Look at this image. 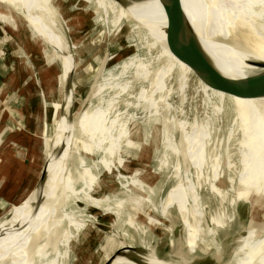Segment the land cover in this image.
<instances>
[{"label":"rangeland","instance_id":"obj_1","mask_svg":"<svg viewBox=\"0 0 264 264\" xmlns=\"http://www.w3.org/2000/svg\"><path fill=\"white\" fill-rule=\"evenodd\" d=\"M82 1L60 0L57 4L63 5L64 11L67 7L78 6L73 13L77 17L73 25L76 24L81 32L75 35L78 64L73 82V117L91 108L81 115L75 147L70 151L66 149L56 165L57 157L50 156L52 161L43 192L44 201L31 232L23 235L15 245L54 234L58 239L42 248L26 264H103L116 249L125 246H132L136 256L155 254L163 261L172 260L177 264L179 256L188 254V248L183 230L176 237L175 229L181 228L182 224L188 229L197 219L201 221L206 236H202L204 244L198 241L191 257L193 261L207 260L211 263V255L223 249L227 262L250 227L264 238L263 204L262 207L253 206L237 199L235 194L238 180L246 174L247 180L251 177V167L263 153L264 126L260 125L242 159L239 143L243 118L238 105L232 103L235 113L227 107L223 109L216 102L223 103L225 99L214 95V91L204 85L189 67L180 61H175L171 67L169 64L174 55L166 41L143 29L140 21L135 22L113 0ZM37 2L55 18L57 14L51 0ZM253 11L257 16L264 13L261 8ZM14 18L18 25L23 24L21 18ZM254 25L260 29L258 21H254ZM19 40L25 43L27 37L20 35ZM214 50L210 52L212 62L220 77L227 78L225 61ZM8 52L10 49L0 30V130L3 136H8L4 127L9 125L3 94H9L18 83V79L12 78L8 72L11 62ZM32 52L39 56L38 50ZM241 53L239 49L232 52L237 66L240 62L236 56ZM228 59L225 58L232 68L230 78L233 73L236 75L237 66ZM163 70L167 73L160 78ZM54 74V71L50 72L52 80ZM64 78L65 74L62 84ZM243 79L245 74L240 80ZM182 86L186 89L185 95ZM117 96L119 98L114 100L116 107L108 117L104 107ZM152 100L171 109L167 130L170 155L165 165L162 161L166 160L167 149L163 146L162 116H148L143 110L133 107L141 101ZM257 100L251 104L247 99L241 102L253 106ZM253 112L254 108H249L246 114L251 113L252 118ZM117 114L121 116L116 117ZM166 114L164 112L163 115L166 117ZM101 123L90 136L86 134L90 127ZM38 137L41 139L42 133ZM86 143L98 147L88 148ZM32 144L38 146L35 141ZM42 145L41 156L44 154ZM49 149L50 144L47 143V154ZM42 157L43 168L45 158L44 155ZM3 158L5 155L0 154V182L2 173H6L2 170L5 168ZM70 162L74 164L72 169L68 167ZM64 166H67L65 171ZM22 173L20 166L9 165V176L16 178V185H22ZM26 186L27 182L22 188L25 192ZM38 194L39 191L36 196ZM127 196L140 204H125V209L118 212V206ZM19 197L21 201L25 198L24 195ZM20 198L13 204L20 202ZM259 200L263 203L262 198ZM19 204L13 218L22 215L30 206ZM46 206L50 208L46 209ZM8 209L6 206L0 210V222ZM195 210L198 212L194 213ZM83 221L84 227L76 237L75 232L82 227ZM15 228H7L11 231L0 235V242H4ZM207 248L208 251H202Z\"/></svg>","mask_w":264,"mask_h":264},{"label":"bare ground","instance_id":"obj_2","mask_svg":"<svg viewBox=\"0 0 264 264\" xmlns=\"http://www.w3.org/2000/svg\"><path fill=\"white\" fill-rule=\"evenodd\" d=\"M182 2L188 18L190 19V22H193L196 25L195 29V25L192 24L209 58L211 59L210 52L212 50L215 51L214 49H216L217 52H219V54L221 55V59L225 61L226 67L228 69L227 78H229L232 68L230 69V65L228 66L225 58H229L230 62H233L236 65L237 61L232 59V52H235V49L241 50L242 53L236 56L237 59H239L238 62H240L238 66L236 65L237 73L236 75L233 73L229 79L234 80L235 78L236 80L237 76V79L240 80L244 74L246 78L247 76H251L264 71L263 69L258 68L252 64L258 61H262L264 63V0H182ZM115 3L123 10L127 11L129 15L135 20V22L138 23L140 21L139 23H141L140 25L143 29L147 30L151 35H155L157 39L161 38L160 40L164 42L166 41L167 43L166 29L168 23L164 9L159 0H121V2ZM0 6H5L13 9L15 12L23 14L25 17H27L30 24L38 31V33L45 37V41L49 45L54 46L62 52V54H58L57 57L60 59L63 67L68 70L69 64L65 65V63L67 61H71V57L67 54V45L65 39L63 38V36H60V31L57 30L58 33L56 31L54 32L53 23L55 21L53 20V17L43 6H41L37 2V0H0ZM255 8H261V12L263 14L259 16L255 15L253 11V9ZM13 18L14 17L10 16L9 14L0 13V19L2 21L13 23V21L15 20ZM254 21L259 22L260 29L255 27ZM234 54L236 55V53ZM229 59L227 61H229ZM175 61L179 60L174 56L169 65L172 67ZM179 63L182 64L181 61ZM247 68L248 71H246ZM166 73L167 70H163L160 74V78H162ZM179 73V78L181 79L183 71ZM97 87L98 85L94 89V95L96 93V90L98 89ZM184 89V86H182L181 90L183 91ZM213 91L214 95H218L221 99H225V101H228L231 105L233 103L238 105V107L240 108L243 120L242 123H240V116L238 117V121L241 124L242 130V138L239 143V147L241 149L240 153L243 159L246 156L250 145H252V142L258 133L260 125L262 124L261 120L259 119L258 113L264 110V98L258 100L256 99L257 101L255 105H253V107L252 105H244L243 102H241L242 99L240 98L228 96L215 90ZM118 98L119 97L117 96L116 98L111 99L110 102L106 103V107H104L106 111L104 113L106 116L109 117L114 111V108L116 107L115 105L117 104L114 100ZM156 100L141 101L137 103V105H133V107H135L137 110H143V112H146L148 116H162L164 125L163 146L165 147V149H167V154L165 153L166 160L162 161V163L165 165L168 164V158L170 155L168 152L169 135L167 130L169 126L168 112L170 113L171 109L169 108V106L160 104ZM254 101L255 100L247 99V102L250 104ZM252 107L254 108L252 118H245L244 115L246 114L247 110L249 108L253 109ZM164 112L167 113L166 117L163 115ZM81 115L74 123L76 124L75 129H73V124L68 123L67 118L58 120V125L56 124L54 126V134H52L51 136H47V140L45 142L46 145L47 143L48 145L50 144V149L48 150L47 154L49 158L50 156H52L51 152H53L57 147L60 148L61 144H63L69 151L72 150L73 147H75L78 139V125L79 120L81 119ZM119 116L121 115H116V117ZM99 125H102V123L90 127V131L88 130L86 134L90 136L95 130H97V127ZM71 134L72 136L74 135V137H70ZM261 143L263 146V153L259 159H256V163L252 165L251 177L247 180L246 174L243 176V178L241 177L239 180L237 179L239 186L235 194L237 196V199L239 200L249 202L253 206L259 205L262 207L261 204H263L264 207V134L262 136ZM85 146L94 149L98 147L96 146V144L94 146H91V144L89 143H86ZM60 156L61 154L57 157L55 165L57 164ZM51 161L52 159L49 160L48 170L51 167ZM71 165L72 163L70 162V164H68V167H70ZM64 167L65 171L67 166ZM62 175H60L59 179H61ZM58 185L59 182H57L56 186L58 187ZM242 186L243 188L241 190ZM127 197L128 198H126L125 201H122L118 206V212H122V210L125 209V204L131 205L133 203L134 205L137 204V206L138 204H140L139 201L137 202V200L134 201L129 196ZM36 198V193H34L33 197L31 196L22 200V203L30 204V206L28 207V209H26V211H24L22 215L20 214L11 220L8 227L10 229L14 227L16 228L10 235H8L7 239L4 242H0V264H26L30 260L35 258V256L46 245L56 243L58 236L57 234H54L52 237H48L45 239V236H41L42 238L37 237L24 244L15 245L23 235L30 233L32 230L33 223L36 221L38 211L41 207L39 206L35 209ZM260 198L263 199V203H261V200H259ZM45 208L48 209L50 208V206H46ZM193 212L196 213L198 212V210H195ZM193 212L191 214H193ZM167 218H169V216H167ZM216 223H218V221ZM182 230L185 236V244H187L188 254L186 256H179V259L176 261L180 262L177 264H200L197 261H193L194 259L191 260V257L196 250L198 241L200 240L201 243L204 244L202 236H206V233L201 227V221L197 219L188 229H185L184 225L182 224ZM10 231L11 230L6 229L1 232L0 235H6L7 233H10ZM260 238L261 237L259 236L258 232L250 227L247 236L241 240V245L234 251L231 261L223 264H245L247 258L257 246ZM170 247L173 248L172 245H170ZM130 248L134 249L132 248V246H125L123 249ZM208 250V248L205 250L202 249V251ZM129 253H131V251ZM133 255L138 260V263L131 262L129 260H126L125 258H118L114 264H140L139 262H141V264H173L172 260L163 261L155 254L146 256H136L135 254Z\"/></svg>","mask_w":264,"mask_h":264},{"label":"water","instance_id":"obj_3","mask_svg":"<svg viewBox=\"0 0 264 264\" xmlns=\"http://www.w3.org/2000/svg\"><path fill=\"white\" fill-rule=\"evenodd\" d=\"M59 1L60 0H51V6L57 14L53 19L55 21L53 23L54 32L56 31L58 33L60 30L63 33L60 35L65 39L67 54L71 57V61L65 63V65L69 64L68 70L63 67V64L57 57L58 54H62V52L54 46L49 45L45 41V37L40 35L30 24L27 17L15 12L13 9L0 6V13L9 14L12 17L17 16V18H21V23H23L18 25L15 20L13 23H10L0 19V30L4 40H6V45L10 49L8 56L11 57V62L9 61L10 66L7 67L8 72L12 78L18 79L17 85L11 89L9 94L4 92L3 103L5 102L7 105L4 109L7 112L10 125V127L9 125L7 127L9 137L10 139L12 138L11 142L15 141L13 143L14 149L21 153V167L24 175L23 182L25 185L27 182L24 199L31 197L34 193L39 191L36 198L35 209L44 201L43 192L48 180V165L50 158L47 156L45 144L47 136L54 134V126L56 122L62 118H67L68 123L73 124V129H75V121L78 120L83 112L91 108L89 105L90 108L84 110L78 117H73V91L75 90L73 88V82L78 64V42L75 35L78 36V34H81V32L78 31L80 30L78 26L76 24L73 25V22L77 19V17H74L73 13L75 10H78V6L76 4L69 8L67 7V10L64 11L63 5L57 4ZM113 1L121 2V0ZM159 1L162 4L167 18L168 25L166 36L169 51L179 61L189 67L204 85L235 98L251 100L264 98V71L237 81L220 77L219 71L206 53L198 34L188 18L182 0ZM20 35H25V37H27L25 43L19 40ZM33 50H38L39 56L34 54L32 52ZM252 64L264 70V63L262 61ZM52 71L55 72L53 80L50 77V72ZM64 74L65 78L62 84V77ZM95 88L96 87H94V89ZM185 92L186 89L183 91L184 95ZM222 102L223 103L217 101L216 104H220L225 110L229 108L233 113L236 112L228 101L226 102L224 100ZM250 115L251 113H247L244 117L249 118ZM258 115L264 126V110L259 112ZM23 119H25V121ZM49 128H51V131ZM29 131L31 134H29ZM40 133L43 135L41 139L38 137ZM28 136L29 138H27ZM71 136L72 134L70 137ZM72 137H74V135ZM16 141L24 143L25 147H21ZM33 141H35L38 146H33ZM41 145L44 148V154L42 153V156L44 155L45 158L43 168L41 167L43 160L41 156ZM65 150V146L61 144L60 148L52 152V157H58L60 154L62 156ZM85 155L84 153L83 156L85 157ZM83 222L79 231L75 232L76 237L84 227L85 222ZM181 231L182 227L176 228L175 236L179 237ZM123 248L119 250L116 249L103 264H114L118 258H125L131 262L138 263V260L133 255V250L135 249ZM62 250H64V248H62ZM71 251L72 247L69 248V253H71ZM130 251L131 253H129ZM211 256L213 257L211 263L207 260L199 263H226L223 249L214 252ZM229 261H231V259L227 260V262ZM139 263L141 264V262Z\"/></svg>","mask_w":264,"mask_h":264},{"label":"crops","instance_id":"obj_4","mask_svg":"<svg viewBox=\"0 0 264 264\" xmlns=\"http://www.w3.org/2000/svg\"><path fill=\"white\" fill-rule=\"evenodd\" d=\"M23 120L25 121V119ZM4 128L8 136H6V134H4L3 136V132L0 130V154L5 155V158H3L2 160V163L5 168H2V170H6V173L5 172L2 173V176H1L2 181L0 182V200H1L0 210L5 209L6 206H8L9 209H8L7 214L3 216L4 220L0 222V233L6 230L7 228H9L8 226L10 225L11 219H13L12 215L15 213L17 209L20 208L19 203L22 202L21 201L22 198H20L19 196H22V195L25 196V190L22 189L24 185L23 173L21 177L22 179L21 186L15 184L16 178L14 179V177L9 176V165L14 166V167L15 166L21 167L22 160H21V153L18 150L14 149L13 147V143L15 141L11 142L12 138L10 139L9 137L8 128L7 127H4ZM19 141H16V143L20 145L21 147H25V144ZM73 165H71L69 168L72 169ZM18 198H20V202L18 201L16 204H13L15 200H17ZM10 213L12 214L9 215L8 217L7 215ZM6 217L8 218L6 219ZM245 263L246 264H264V238H260L257 246L254 248V250L252 251L250 256L247 258Z\"/></svg>","mask_w":264,"mask_h":264}]
</instances>
